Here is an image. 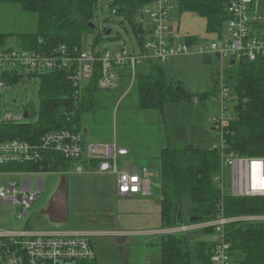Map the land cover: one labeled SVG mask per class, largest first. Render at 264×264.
<instances>
[{"label":"trees","instance_id":"obj_1","mask_svg":"<svg viewBox=\"0 0 264 264\" xmlns=\"http://www.w3.org/2000/svg\"><path fill=\"white\" fill-rule=\"evenodd\" d=\"M152 1L113 0L110 6L113 14L122 16L131 25L140 46L147 33L135 18ZM228 2L229 0H178L176 9L179 15L193 13L204 18L208 33L222 34L224 24L230 20L226 11ZM96 4L97 0H0V5H17L23 12L37 16L34 32L16 35L17 48L45 54H50L61 45L68 51L81 47L83 37L95 30L90 25L94 24ZM107 30L104 29L103 33L94 37V48ZM9 37L10 35L0 34V47L5 45ZM183 41L188 46L204 42L191 36L183 37ZM211 56L218 61L213 54L204 56V61L209 62ZM143 65L149 67V72L137 77L139 109L162 112L165 105L181 102L185 93V101L190 100L191 96L198 101L207 99V92L190 95L181 82L169 81L162 65L149 62L140 66ZM72 70L62 69L32 75L39 79L37 120L34 123H14L2 128L8 141L37 144L49 132L69 130L82 133L83 115L96 107L100 71L97 70L94 77L79 89L68 79L73 75ZM216 75L217 71L212 73V77ZM21 78V73H10L5 76V81L8 86L13 87L19 84ZM224 82L233 97L234 120L221 131L222 144L211 149L189 144L173 148L166 146L160 150L158 196L162 229L187 226L183 223L185 199L190 202V224L214 219L219 214L226 218L264 214V197L223 194L220 182L215 180L221 171L222 154L264 159V61L261 58L254 62L238 60L227 71ZM214 83L219 84L218 79ZM98 162L97 159L70 161L59 153H46L40 161L0 165V172L64 174L71 172L73 165L77 164H80L79 168L82 170L91 171ZM202 231L211 233L210 230ZM226 232L232 250L243 256L238 264H264V222L231 223L226 226ZM188 233L160 237L157 243L160 248V264H194V260L196 264H211V241L196 242L193 260ZM80 264L97 263L93 260L82 261Z\"/></svg>","mask_w":264,"mask_h":264},{"label":"built area","instance_id":"obj_2","mask_svg":"<svg viewBox=\"0 0 264 264\" xmlns=\"http://www.w3.org/2000/svg\"><path fill=\"white\" fill-rule=\"evenodd\" d=\"M255 0H229L226 11L230 20L226 23L225 32L215 34L210 41L204 40L198 44L188 46L183 37H177L170 30V11L173 6L171 0H153L137 15L136 22L143 27L146 40L138 51H129L125 47L119 49L118 54L94 48L86 51L83 46L68 51L65 46H57L50 54L35 50L4 49L0 47V92L8 87L5 76L10 73H20L26 69L31 74H39L62 69H73L68 79L82 89L83 82H89L96 71H100L97 87L101 90L116 91L119 80L123 76L122 70L134 71L141 64L149 62L160 64L170 58L188 54L202 56L213 54L218 58L219 65V102L221 116L212 117L211 124L222 131L233 120L230 113L229 102L232 101L230 89L225 85L224 76L230 67L238 60L245 59L251 62L261 58L264 61V38L253 35L252 27L264 17H259L254 10ZM144 16L148 19L144 20ZM182 40V41H181ZM233 61V64H231ZM24 120V119H23ZM22 117L14 116L2 110L0 104V165L10 163H24L40 161L46 153H59L70 161L97 159L99 160L95 171L114 176L118 195L126 197L151 196V181L153 176L146 168L142 170H129L118 168V160L127 155L128 150L115 145H85L82 133L61 130L46 133L37 144H29L17 140L8 141L2 128L14 123H20ZM227 159L225 168L231 169L229 186L234 196L264 197V184L260 181L254 185L252 182L253 164L263 165L264 160H247L232 155ZM242 159L246 162L245 171L238 173L237 163ZM236 165V166H234ZM235 167V170H234ZM79 171H82L79 168ZM29 177L21 181V189L17 191L15 183L7 188H0V197L3 202L18 205L27 210L43 192V180L36 177L42 173L23 172L15 175ZM246 182H242V176ZM221 178V176L217 177ZM34 184H31V180ZM26 211L21 214L25 217ZM262 221L257 216H241L226 218L219 214L214 219L197 222L190 225L163 229L162 235L184 234L193 230H210L212 236L211 264H238L241 260L234 258L230 242L227 240L226 226L231 223H250ZM96 254L90 238L76 233L32 232L19 233L0 232V264H80L82 261H93Z\"/></svg>","mask_w":264,"mask_h":264},{"label":"rangeland","instance_id":"obj_3","mask_svg":"<svg viewBox=\"0 0 264 264\" xmlns=\"http://www.w3.org/2000/svg\"><path fill=\"white\" fill-rule=\"evenodd\" d=\"M171 1L173 6L177 7L178 0ZM257 1L259 3V0ZM112 3L113 0H97L94 12L95 30L93 33L84 36L82 40V46L86 51L92 46L94 37L99 33H103L104 29H110L111 35L109 37L102 36L99 43L95 46L96 49H102L111 54H118L121 47H125L129 51L132 49H135V51L139 50L140 44L132 31L131 25L122 16L113 14L110 9ZM262 3H264V0H262ZM170 17L169 24L173 22V19L180 20L176 8L170 11ZM143 18L144 20L148 19L147 16ZM36 25L37 16L35 14L23 12L17 5H0V34L10 35L3 46L4 49H17L16 35L34 32ZM225 29L226 25L224 24L223 32H225ZM208 38L211 37L208 36ZM145 42L146 40L144 39L143 43ZM160 65L164 67L169 81L181 82L186 92L190 93V95H200L207 92V99L196 101L195 97L191 96L188 101L182 100L176 104L165 105L162 112L139 109L137 101V77L149 72V67L143 65L135 69V78L128 95L124 94L132 79L127 80V78H123L124 76L121 77L123 79L120 81L119 88L116 91L101 90L97 87L99 92L96 95V107L93 111L85 113L81 121V131L83 139L86 142L91 139L96 141L108 138L112 139L114 134H117L118 139H126L129 143L131 140L130 146L132 148L135 146L136 152L141 156L139 161L140 168L145 167L149 173L153 174L150 178L151 190L152 194L157 197L160 186L158 154L162 148L166 147V145L173 148L191 144L197 148L211 149L219 147L222 144V133L218 127L211 124L210 120L212 117L221 116V106L218 100L219 84H215L214 80L216 77H212V73L218 71L219 68L217 59L211 56L209 62H205L204 56L194 53L170 58L168 61L160 63ZM17 71L22 74L19 84L13 87L8 86L5 91L0 92V104L3 111L22 117L20 123H34L37 120L39 105V79L32 76L33 74L29 73L26 69H18ZM127 71L130 74L133 73L131 69H125L123 72L128 74ZM99 78L100 76L97 83ZM87 83L83 82L82 88ZM233 104L234 102H229L230 113L232 115H234ZM24 110H27L28 119L23 120ZM140 142H145V144H140ZM148 154H150L151 158L148 157ZM154 156L156 157L154 158ZM230 156L221 155V171L218 176L222 174L223 181L220 184V188L223 194H231V190L227 184H229V178L232 182V178L230 177L232 166L225 168L228 163L226 158ZM18 163L21 164L20 162ZM233 163L246 164L242 159H237ZM76 168V165H73L71 170L74 172ZM71 172L64 174L43 173L38 175L36 179L43 180L44 190L27 210L18 205L14 206L5 203L0 197V232L19 233L25 229L30 231V229H36L39 224L46 223L48 221L46 216L41 214L47 210L61 179L64 177L69 181ZM15 173H23V171H1L0 188H7L10 183H15L17 191H20L21 181L29 177L23 174L15 175ZM30 180L33 185L34 180ZM220 180L221 178H218L216 181L219 183ZM238 196L242 197L243 195ZM69 206H71L70 203ZM189 208V199H185L183 201V223L187 225L190 224L188 217ZM24 211H26V216L21 217ZM253 216L261 218L262 221L250 223L264 222V214ZM188 236L190 238V251L194 260L196 242L201 240L212 241V236L204 233L202 230L190 231ZM90 241L96 254L95 260L97 264H160V248L157 245L159 239L157 241L145 242L141 238H133L127 246V254L123 253V245L125 244L117 245L119 242L115 243L111 238L97 241L91 238ZM233 254L237 260H241L243 257L241 253L234 250ZM193 262L196 264L195 260Z\"/></svg>","mask_w":264,"mask_h":264},{"label":"crops","instance_id":"obj_4","mask_svg":"<svg viewBox=\"0 0 264 264\" xmlns=\"http://www.w3.org/2000/svg\"><path fill=\"white\" fill-rule=\"evenodd\" d=\"M256 1H254L253 10L259 17H263L264 3H262V0H259V3L258 1L256 3ZM179 19V21L173 19V22L169 24L171 32L177 37L191 36L207 41L215 37L214 33L206 31V20L204 18L193 13H184L179 15ZM252 32L255 36L264 37V19L255 24ZM208 36L211 38H208ZM124 70H122L123 78L132 79L124 94L128 95L135 78V70L132 74L128 71V74H126V72H123ZM195 100L197 101L196 98ZM130 143L126 139H118L117 134H114L112 139L99 141L91 139L87 142L84 140L85 145H115L127 149L128 154L118 160V168L120 169L140 170L145 168H140L141 156L136 152L135 146L133 148L130 146ZM140 144H145V142H140ZM148 157L151 158L150 154H148ZM79 166L80 164H77L76 171L73 172L72 170L70 173V180H66L67 221L60 225H54L46 221V223H41L36 229H30V231L76 233L85 235L90 239H96V241L111 238L115 243L119 242L117 245L125 244L123 245L124 254H127V246L133 238H141L145 242L160 239L163 229L161 227L159 196L153 195L152 190L151 196L145 198L118 195L112 175L96 172L95 169L79 171ZM69 203L71 206H69Z\"/></svg>","mask_w":264,"mask_h":264},{"label":"water","instance_id":"obj_5","mask_svg":"<svg viewBox=\"0 0 264 264\" xmlns=\"http://www.w3.org/2000/svg\"><path fill=\"white\" fill-rule=\"evenodd\" d=\"M90 28L92 30L95 29V25L91 24ZM111 34V30L108 29L105 36L109 37ZM233 64V61H231ZM186 99V93L184 94L183 100ZM28 119L27 110H24V118ZM41 215L46 216L48 221L54 225L64 224L67 221L68 217V208H67V184L66 179L63 177L61 182L51 198L48 208ZM192 221V220H191Z\"/></svg>","mask_w":264,"mask_h":264},{"label":"bare ground","instance_id":"obj_6","mask_svg":"<svg viewBox=\"0 0 264 264\" xmlns=\"http://www.w3.org/2000/svg\"><path fill=\"white\" fill-rule=\"evenodd\" d=\"M216 79H218V81H219V70L217 71ZM120 80H119V82H120ZM252 168H253V170H252V182H253V184L256 185L259 181H260V183L264 184V175H262L263 174L262 163L253 164ZM237 169H238L239 175H242L243 172L245 171L243 164H239ZM245 176H246L245 174L242 176V182L243 183L246 182Z\"/></svg>","mask_w":264,"mask_h":264}]
</instances>
